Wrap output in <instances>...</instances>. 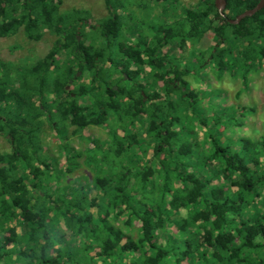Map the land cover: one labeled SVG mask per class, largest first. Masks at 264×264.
<instances>
[{"label": "clouds", "instance_id": "1", "mask_svg": "<svg viewBox=\"0 0 264 264\" xmlns=\"http://www.w3.org/2000/svg\"><path fill=\"white\" fill-rule=\"evenodd\" d=\"M0 264H264V0H0Z\"/></svg>", "mask_w": 264, "mask_h": 264}]
</instances>
